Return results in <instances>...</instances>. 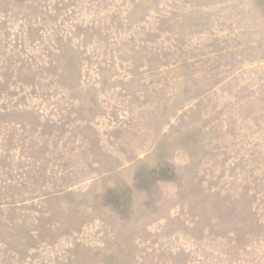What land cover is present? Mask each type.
<instances>
[{"label":"rangeland","instance_id":"374dc122","mask_svg":"<svg viewBox=\"0 0 264 264\" xmlns=\"http://www.w3.org/2000/svg\"><path fill=\"white\" fill-rule=\"evenodd\" d=\"M0 264H264V0H0Z\"/></svg>","mask_w":264,"mask_h":264}]
</instances>
